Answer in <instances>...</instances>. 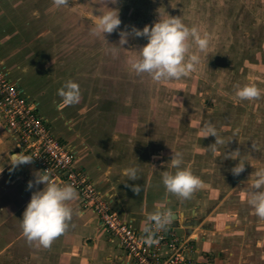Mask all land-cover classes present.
I'll list each match as a JSON object with an SVG mask.
<instances>
[{"label":"rangeland","instance_id":"1","mask_svg":"<svg viewBox=\"0 0 264 264\" xmlns=\"http://www.w3.org/2000/svg\"><path fill=\"white\" fill-rule=\"evenodd\" d=\"M29 6L38 10L31 15L35 25L25 33L32 42L16 41L18 51L7 56L6 65L12 67V77L19 78L24 94L40 101L39 111L51 121L54 134L68 136L64 114L71 123L79 120L78 126L104 123L110 126L105 128L108 135L115 131L139 140L142 162H154L159 173L175 171L170 160L179 151L181 167L204 182L189 201L207 198L213 187L222 191L219 195L244 189L264 168V0H118L117 4L71 0L61 8L53 0H31ZM107 7L118 9L121 25L104 34L105 42L91 29L95 15L109 11ZM160 14L197 27L202 36L208 34L210 44L206 53L192 44L190 51L201 58L196 71L180 80L156 83L147 74L136 75L127 63L148 40L129 35L123 49L119 33L152 26ZM111 48L118 49L116 56ZM23 65L27 72L20 70ZM69 80L79 85L81 99L65 106L59 96L64 112L56 116L59 111L50 105L48 95ZM246 84L260 88L261 97L239 100L237 88ZM40 90L46 91L44 96L36 95ZM209 123L225 144L215 145V137H204ZM232 153L240 157L225 158ZM241 158L246 160L245 171L234 176L231 169ZM211 196L213 202L216 198ZM180 203L174 196L173 204ZM104 234L108 238V232ZM5 242L0 239V264L43 261V257L4 250Z\"/></svg>","mask_w":264,"mask_h":264},{"label":"crops","instance_id":"2","mask_svg":"<svg viewBox=\"0 0 264 264\" xmlns=\"http://www.w3.org/2000/svg\"><path fill=\"white\" fill-rule=\"evenodd\" d=\"M30 1L0 0V64L23 93L17 83L19 78L12 77V67H8L6 61L8 55L18 51L16 41L20 38L25 45L32 42L25 33H30L35 25L31 18L38 10L30 9ZM20 70L27 72L28 67L23 65ZM45 93L40 90L36 95L44 96ZM26 96L39 108L37 98ZM48 96L50 105L59 111L56 116L62 115L64 110L63 105H59L58 91ZM65 117L63 124L68 136H57L73 149L77 165L85 170L111 208L119 211L122 219L136 231L143 232L147 215L163 206L177 213L174 223L181 226L179 233L191 238L193 251L190 256L195 264H264V219L257 217L247 203L250 186L238 191L231 189L222 195H219L220 189L213 187L208 191V199L180 200V204L174 205V196L166 192L162 183L168 171L159 173L153 167L154 162H142L139 140L119 133L115 135V131L108 135L105 132L108 125L104 123L78 126L79 120L71 123ZM47 120L52 129L51 121ZM114 137L118 139H112ZM16 154L13 140L0 123V239L6 241L4 250L11 248L15 254L28 258L43 257L38 264H133L115 241L106 238L97 217L81 210L79 198L70 202L74 214L67 233L56 239L51 248L29 244L22 234L21 219L33 193L43 190L44 185L28 188L29 181H34L40 172L32 163L13 169L10 158ZM130 167L138 169V180H128L123 174ZM131 185H140L143 190L137 194ZM211 195L216 198L213 202L209 200Z\"/></svg>","mask_w":264,"mask_h":264},{"label":"clouds","instance_id":"3","mask_svg":"<svg viewBox=\"0 0 264 264\" xmlns=\"http://www.w3.org/2000/svg\"><path fill=\"white\" fill-rule=\"evenodd\" d=\"M70 2L71 0H53L56 8L68 7ZM103 3L117 4L118 0H103ZM108 9L109 11L103 14L95 15L92 21L94 28L91 29V34L95 37H103L104 41L105 33L111 34L121 25L118 9ZM119 35V48H123L122 46L128 43L129 35L148 40V43L138 51L139 55L130 57L127 63L136 75L147 74L156 83L180 80L196 71L201 58L197 53L190 51L192 44L196 45L199 53H206L210 44L207 33L202 36L197 27L189 28L179 17L165 18L161 14L160 19L152 26L146 25L143 30L133 28L131 33L120 31ZM109 51L113 56L118 54L117 48H111ZM261 94L262 90L255 84L238 86L235 93L241 101L257 100ZM58 95L62 98L63 105H75L81 99L80 87L76 82L69 80L58 90ZM208 136L215 137V145L225 144V140L218 136L216 128L210 123L204 126V137ZM236 157L240 156L236 155ZM225 158L235 159L234 153ZM32 160L31 156L21 153L13 155L10 164L15 169L20 165L31 163ZM244 161L246 160L241 158L240 162L231 169L234 176H239L245 171ZM170 162L175 171L165 172L162 177L166 192L181 201L190 200L204 187V182L189 168L181 167L184 163L181 152H174ZM123 174L131 181L139 179L138 169L135 167L125 169ZM40 184H43L44 188L33 193L23 213L21 228L29 244L49 249L56 239L67 233L74 214L70 202L78 199V192L71 184L61 185L53 181L48 171L37 173L34 181H29L28 188L32 189ZM249 184L247 203L253 208L257 217L264 219V168L256 171L255 178L250 180ZM130 187L137 194L143 190L140 185ZM174 217H176L175 213L163 206H158L155 211L149 213L142 229L147 237L145 243L148 245L156 243L153 238L155 234L166 230L174 222Z\"/></svg>","mask_w":264,"mask_h":264},{"label":"built area","instance_id":"4","mask_svg":"<svg viewBox=\"0 0 264 264\" xmlns=\"http://www.w3.org/2000/svg\"><path fill=\"white\" fill-rule=\"evenodd\" d=\"M0 123L13 140L17 154L31 156L38 171H48L53 181L75 187L81 210L97 217L102 229L108 232L109 241H115L133 264H195L190 256L192 240L179 233L181 226L173 222L155 234L156 243L148 245L145 234L136 231L119 211L111 208L85 170L77 165L73 149L54 134L37 104L9 79L1 64Z\"/></svg>","mask_w":264,"mask_h":264},{"label":"water","instance_id":"5","mask_svg":"<svg viewBox=\"0 0 264 264\" xmlns=\"http://www.w3.org/2000/svg\"><path fill=\"white\" fill-rule=\"evenodd\" d=\"M175 215H176V217H174V218L177 219V216H178L177 213H175Z\"/></svg>","mask_w":264,"mask_h":264}]
</instances>
